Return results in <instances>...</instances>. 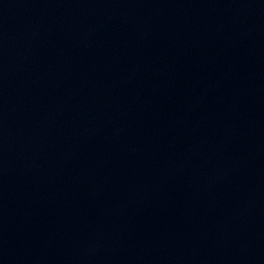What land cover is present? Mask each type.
Listing matches in <instances>:
<instances>
[{"label":"water","instance_id":"95a60500","mask_svg":"<svg viewBox=\"0 0 264 264\" xmlns=\"http://www.w3.org/2000/svg\"><path fill=\"white\" fill-rule=\"evenodd\" d=\"M0 264H264V0H0Z\"/></svg>","mask_w":264,"mask_h":264}]
</instances>
